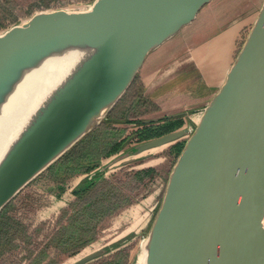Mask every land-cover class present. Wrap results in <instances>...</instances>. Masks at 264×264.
Wrapping results in <instances>:
<instances>
[{
    "label": "water",
    "instance_id": "95a60500",
    "mask_svg": "<svg viewBox=\"0 0 264 264\" xmlns=\"http://www.w3.org/2000/svg\"><path fill=\"white\" fill-rule=\"evenodd\" d=\"M211 1L94 0L79 10L36 12L0 33V106L27 70L67 50L87 51L1 159L0 212L96 129L147 57ZM183 138L143 240L145 264H264V2L198 122L141 142L98 171Z\"/></svg>",
    "mask_w": 264,
    "mask_h": 264
},
{
    "label": "crops",
    "instance_id": "0c3cea01",
    "mask_svg": "<svg viewBox=\"0 0 264 264\" xmlns=\"http://www.w3.org/2000/svg\"><path fill=\"white\" fill-rule=\"evenodd\" d=\"M232 2L234 0H212L201 14L197 15L194 21L185 26L186 29L192 27L194 29L187 34L183 33L175 43H172L169 50H167L168 55L164 58V61L146 63L148 57L157 49L147 57L138 76L143 87L144 96L155 107H152L153 110L141 119L150 121L159 120L166 116H177L176 119L183 122L181 127L195 125L198 122L203 109L225 82L227 74L245 42L264 0H241L235 6ZM250 16H254V18H250L251 21H248ZM127 126L128 133L139 128V124L134 122L127 124ZM178 142H182V139ZM139 143H132V140L128 141L119 153L104 158L106 160L102 158L101 162L103 160L105 163L102 162L100 167H104L114 157L132 149ZM176 143L148 150L139 156H135L128 163L121 161L105 170V173H107L108 170L112 171L117 166H121V168L126 166L122 175L125 177L127 174L140 170L154 169V172L146 176L141 182L136 200L129 207L120 209L119 213L118 211L114 213L122 214L128 211L125 213L133 217L134 224L118 233L110 241L111 244L123 240L129 234L134 236V233L137 234L150 228L159 209L170 172L177 160L174 150ZM132 162H134L133 166L128 167L127 164ZM114 176L116 174H111L107 176V179L113 180ZM85 177L86 174H77L67 178L64 182L53 183L52 186L55 188L52 195L53 207L49 209L51 213L58 212V214L55 220H52L53 224L50 228L48 227V221H43L36 227L32 226L34 229L27 232L30 238L38 241V246L34 250L41 249L54 233L57 228V220L62 211L76 198L74 197V189L85 181ZM146 180L148 181L146 182ZM105 227L106 224L101 229L106 230ZM35 229L40 231L37 233ZM46 230L47 234H45ZM98 234L95 238L96 242H100L101 236L99 232ZM18 247L20 249V246ZM28 249L31 248L28 247ZM101 249L103 248L99 250ZM107 252L109 251H106L103 255ZM7 253L8 251L0 255V258ZM65 257L72 259L74 255H58L55 264H60ZM75 261H71L69 264ZM0 262L3 263V260H0Z\"/></svg>",
    "mask_w": 264,
    "mask_h": 264
},
{
    "label": "trees",
    "instance_id": "16d2710c",
    "mask_svg": "<svg viewBox=\"0 0 264 264\" xmlns=\"http://www.w3.org/2000/svg\"><path fill=\"white\" fill-rule=\"evenodd\" d=\"M51 5L47 3H40L39 5L31 6L27 9L26 15H32L39 9H48ZM13 12V8H7L6 4L0 5V30L8 28L12 24L16 23L18 16ZM19 19V18H18ZM138 83V92L141 93V100L147 105L142 111V114L135 118L128 117V112L125 113L116 112V108L121 103L122 99L118 102L113 111L109 114V117L102 123V126H98L91 133L86 135L80 140L74 147H72L66 154H64L58 161L51 165L42 176H46L56 183L64 182L67 178L77 174H88L96 170V174L93 179H86L81 185L74 189L75 199L66 207L59 219L57 220V228L54 233L48 238L47 242L43 244V247L38 250L28 249L26 259H29L26 264H55L58 255H76L83 247L95 240L98 234L97 225L103 221L106 217L113 215L120 209L133 203L132 198L125 199L124 202H112L111 197L116 196L115 190L119 187V184L124 182L111 181L105 178L99 180L104 171H97L101 165V159L111 157L119 153L127 144L128 141L132 140L133 143H139L153 138L160 137L167 133H170L183 125L181 120L176 119L177 116L163 117L159 120H150L149 122L141 119L144 115L153 110L155 107L143 94V87L139 80V76L136 77L133 84L129 88V91L133 86ZM128 91V92H129ZM125 93L124 96H126ZM124 96L122 98H124ZM151 106V107H150ZM178 118V117H177ZM163 120H174L178 126L172 130L168 127H152L162 123ZM113 121V122H112ZM137 123L139 128L128 133V129L125 130L123 135L116 133L117 128L123 127L121 123ZM127 125V124H126ZM124 125V127L126 126ZM102 131L101 133V130ZM111 136H109V134ZM152 133L151 137H147L142 140V135L146 133ZM104 141V149L99 151L100 143ZM184 147V142H177L174 145L175 155L179 156ZM154 169L140 170L131 174H127L124 180L130 178H138L137 183L143 182L146 176L151 175ZM41 176V175H40ZM89 180V181H87ZM108 187V192L100 193L99 197L96 195L101 189L94 190L95 187ZM95 191V192H94ZM93 193V194H92ZM92 194V198H91ZM96 195V196H95ZM95 196V197H93ZM108 202L107 205L104 203ZM13 201H11L1 212H0V255L5 254L9 250V243L14 238L18 237L22 232L21 229L16 228V224L12 227L8 217L10 212V206L12 210ZM104 207L100 208L102 205ZM127 204V205H126ZM5 222V223H4ZM94 222V223H93ZM20 224V223H19ZM90 224H94L92 231L84 232V229L89 227ZM10 229L15 233V236L10 235ZM11 230V232H12ZM24 235V234H23ZM26 235V232H25ZM26 237V236H25ZM27 238V237H26ZM18 248V245L14 246ZM54 249V251H53ZM54 254V255H53ZM56 254V255H55ZM107 261L103 264H117L118 259ZM0 264H8L6 262ZM24 264V262L19 263Z\"/></svg>",
    "mask_w": 264,
    "mask_h": 264
},
{
    "label": "rangeland",
    "instance_id": "374dc122",
    "mask_svg": "<svg viewBox=\"0 0 264 264\" xmlns=\"http://www.w3.org/2000/svg\"><path fill=\"white\" fill-rule=\"evenodd\" d=\"M93 1L94 0H0V5L3 6L4 4H6L7 8H13V12H11V13H14L16 16H18L19 19L17 18L16 23L11 25V26H13V25L21 24V23L25 22L34 13L40 12L42 10L43 11L55 10V9H60V8H65V9H70V10H79V9L84 8L87 5L92 4ZM240 1L241 0H234V2H232V3L235 6V5L239 4ZM40 3L50 4L51 7L48 9H39V10L35 11L32 15H26L25 14V13H27V9L29 7H31L32 5L35 6L37 4L39 5ZM208 4H206L200 10L198 15L201 14V12L206 8V6ZM208 9H209V7H208ZM250 18L253 19L254 16H252V17L250 16L248 18V21L249 20L251 21ZM11 26H9L8 28H10ZM8 28H3L2 30H0V33H3ZM185 29L186 28L183 27L181 29V31L175 37H173L171 40H169L167 43H165L159 49H157L155 52H153L148 57L146 63L149 64L152 61H154V62L164 61V58L168 55L167 50H169L172 43H175L177 41V39L183 35V33L187 34L190 31H192L194 28L192 27V28H188L186 30ZM138 90H139L138 89V83H136L130 91L128 90L129 92L128 91L126 92L127 93L126 96H124V98H122L121 103L116 108V112H115L116 114L118 112L123 111V113H125L127 111L128 117H130L132 119L135 117H138L142 114V111L145 109V107H147V105H145V103L141 100V96H140L141 93H139ZM109 114L102 121V123L109 117ZM166 117H168V116H166ZM102 123L99 125L100 127L102 126ZM126 124H128V123H121L120 125H123V127L117 128L116 133L118 135L124 134L125 130L128 128V126ZM124 125H126V126L124 127ZM160 126L166 127V128L168 127V129L172 130V129L176 128L178 126V124H176L174 120H167V121L163 120L162 123L157 124V125L152 126V127L156 128V127H160ZM178 129L179 128H177L176 130H178ZM102 131H104V130L102 129L101 133H102ZM152 133L156 134L157 132H152ZM152 133L150 132V133H146L145 135H142V140L147 138V137H151ZM108 134H109V132H108ZM109 136H111V135L109 134ZM185 141H186V138L184 140L182 139V143ZM104 146L105 145H104V141H103L100 143L99 151L104 149L105 148ZM104 158H103V160H106ZM103 160H102V162H104ZM134 162L127 164V166L128 167L133 166L132 164ZM125 168H126V166L125 167L123 166V168H121V166H117L116 168H113L114 170L111 169L112 171L108 170L107 173L103 174V176L99 179V180H101L103 178L107 179V176H109L111 174H116V176H114L113 180H111V181L113 182L116 180L118 182H124V183L119 184L120 189L119 188L117 190L114 189L116 196L114 197V195H113V197H111L112 202L122 203L128 197L130 199L132 198V200L134 202V200H136L137 193L139 192V190L141 188V183L140 184L137 183L138 182L137 177L136 178L135 177L130 178L128 180H124L127 178V177L122 176L124 174L123 169H125ZM134 168H138V167H134ZM127 171H129V170H127ZM91 175H89V177ZM89 177H87V175H86L84 180L85 181H86V179L90 180ZM94 177H96V176H94ZM94 177H92L91 179H93ZM89 180H87V181H89ZM147 181L148 180H146V182ZM53 183H54L53 180H51L50 178H47L46 176H42V174H41V176H38L33 182H31L26 188H24L12 200L13 201L12 210H11V206H10V212L8 213V217L12 218L10 220L12 227L14 226V224H16L17 225L16 228L21 229L22 232L20 233V235L15 240H12L11 243H9L8 247L10 250H8V253L5 256H2L0 258V260H3V263L6 262L8 264H19L22 262L26 263L27 261H29V259H26V257H25L27 255L28 247H30L31 249H34L35 247L38 246V244H37L38 241H35L32 238H30V236L27 235V232L31 229H34V228H32V226L36 227L37 225H39L43 221H48V227L49 228H50V226H52V224H53L52 220H55V218L58 214V212L57 213H55V212L51 213V210L49 209V208L53 207L52 195H53V192L55 191V188H53V186H52ZM98 189H101V191L96 194L98 197H99L100 193L102 194L104 192H108L107 186L104 188L101 186H100V188H99V186L98 187L96 186L94 188V190H98ZM92 194H91V198H92ZM95 196H93V197H95ZM104 204L107 205L108 202H105ZM104 204L100 208L104 207L105 206ZM129 206L130 205H128L126 207H129ZM123 209H125V207ZM58 210H62V209H58ZM129 210H131V209H129ZM125 212H128V211H125ZM125 212H123L122 214H118L119 213V211H118V213H117L118 215L113 214L114 215V216L112 215L113 217L108 216L103 221L99 222L97 225V228H98V232L100 233V236H101L100 242L99 241L96 242L94 240L91 243H89L88 245H86L85 247H83L76 255H74V257H72L73 258L72 261H75L78 258H81L83 256L90 254V253L98 251L100 248H103L109 252H107L105 255H103V256H101V257H99V258H97V259H95V260H93L87 264H103L107 261H110L111 260L110 258H113L112 260L118 259V260H116V261H118L117 264H136L138 262L140 253L142 251L143 240L146 237L150 228H147L143 232H139L137 234L134 233V236H131L129 234L123 240L111 244L110 241L112 239H114L118 235V233H120L123 229H127L128 227H130L131 225L134 224L133 217L128 216V214H126ZM130 214H131V212H130ZM110 217H112V218L109 220ZM107 220H109V221L107 222ZM105 224H106V227L104 229H106V230L101 229L102 226H104ZM93 225L94 224H90L89 227L84 229V232L87 233L90 230L92 231V229L94 227ZM94 228H96V226ZM11 230L12 229H10V235L15 236L14 231L12 230V232H11ZM39 231L40 230L35 229V232L38 233ZM25 232H26V235H25ZM45 234H47V230H46ZM16 245L20 246V249H18L19 247L14 248V246H16ZM110 250H112V251H110ZM53 251H54V249H53ZM61 261L62 262L60 264H69V263H71V258L65 257Z\"/></svg>",
    "mask_w": 264,
    "mask_h": 264
},
{
    "label": "bare ground",
    "instance_id": "6f19581e",
    "mask_svg": "<svg viewBox=\"0 0 264 264\" xmlns=\"http://www.w3.org/2000/svg\"><path fill=\"white\" fill-rule=\"evenodd\" d=\"M86 55L87 51L81 49L67 50L25 72L5 103L0 106V161L36 109ZM145 258L146 249H142L136 264H145Z\"/></svg>",
    "mask_w": 264,
    "mask_h": 264
},
{
    "label": "flooded vegetation",
    "instance_id": "af4514ba",
    "mask_svg": "<svg viewBox=\"0 0 264 264\" xmlns=\"http://www.w3.org/2000/svg\"><path fill=\"white\" fill-rule=\"evenodd\" d=\"M100 168H101V167H99L98 170H99ZM98 170H97V171H98ZM93 173H94V176H95V174H96V170H95V171H92V172H90V173H88V174H86V175H87V177H89V175H91V174H93ZM104 173H105V172H104ZM94 176H93V177H94ZM89 178H90V177H89ZM90 179H91V178H90ZM80 185H81V184H80ZM101 250H102V249H101ZM105 250H106V249H105ZM105 252H106V251H105ZM72 260H73V258L71 259V261H72ZM77 260H78V259H77ZM73 263H74V262H73Z\"/></svg>",
    "mask_w": 264,
    "mask_h": 264
}]
</instances>
